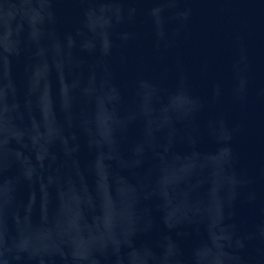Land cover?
Wrapping results in <instances>:
<instances>
[{
    "label": "water",
    "instance_id": "1",
    "mask_svg": "<svg viewBox=\"0 0 264 264\" xmlns=\"http://www.w3.org/2000/svg\"><path fill=\"white\" fill-rule=\"evenodd\" d=\"M0 264H264V0H0Z\"/></svg>",
    "mask_w": 264,
    "mask_h": 264
}]
</instances>
